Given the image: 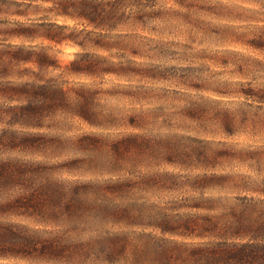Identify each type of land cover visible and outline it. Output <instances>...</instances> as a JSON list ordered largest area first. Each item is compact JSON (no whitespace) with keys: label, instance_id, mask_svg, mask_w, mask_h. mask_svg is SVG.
<instances>
[{"label":"clouds","instance_id":"1","mask_svg":"<svg viewBox=\"0 0 264 264\" xmlns=\"http://www.w3.org/2000/svg\"><path fill=\"white\" fill-rule=\"evenodd\" d=\"M0 264H264V0H0Z\"/></svg>","mask_w":264,"mask_h":264}]
</instances>
